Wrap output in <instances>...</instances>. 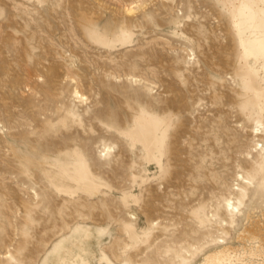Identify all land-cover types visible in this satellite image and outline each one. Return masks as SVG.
<instances>
[{"label": "rangeland", "instance_id": "rangeland-1", "mask_svg": "<svg viewBox=\"0 0 264 264\" xmlns=\"http://www.w3.org/2000/svg\"><path fill=\"white\" fill-rule=\"evenodd\" d=\"M263 213L264 0H0V264H193Z\"/></svg>", "mask_w": 264, "mask_h": 264}, {"label": "bare ground", "instance_id": "bare-ground-1", "mask_svg": "<svg viewBox=\"0 0 264 264\" xmlns=\"http://www.w3.org/2000/svg\"><path fill=\"white\" fill-rule=\"evenodd\" d=\"M141 5L134 3L126 8L128 14H133ZM74 98L81 103L88 99L77 89L74 93ZM257 136L258 133H255ZM258 145V143H257ZM111 148L104 147L103 152L110 151ZM238 179L250 183L251 179L246 178L239 174ZM90 192H96V188L89 186ZM132 195L125 196V200L135 199ZM247 198L245 188L242 190L237 204L231 200L225 201V208L227 211L232 212L231 215L235 217L241 211V207ZM223 228L220 226V230ZM217 247L203 252L198 260L193 264H264V213L261 216H249L248 221L243 227L235 234L231 242L219 241ZM189 255V253H187ZM179 264H187L186 259H180L177 256ZM57 264H92L86 260L81 253H63Z\"/></svg>", "mask_w": 264, "mask_h": 264}]
</instances>
